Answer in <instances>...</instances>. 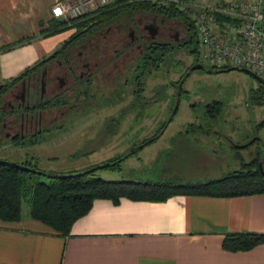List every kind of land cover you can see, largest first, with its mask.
Masks as SVG:
<instances>
[{
  "label": "rangeland",
  "instance_id": "1",
  "mask_svg": "<svg viewBox=\"0 0 264 264\" xmlns=\"http://www.w3.org/2000/svg\"><path fill=\"white\" fill-rule=\"evenodd\" d=\"M109 1L92 0L91 6L95 8ZM190 7L198 9L194 5ZM171 32L182 35L184 27L173 24ZM63 33L55 36L62 37ZM131 55L120 59L107 76V83L112 82L113 75L118 81H129L124 88L127 97L122 102L108 106L103 112L81 115L68 122L65 130L59 129L60 132L38 146L21 149L0 147V159L12 162L30 159L39 168L60 174L81 171L108 158L127 155L133 149L134 153L121 162L119 170L98 169L96 173L108 180L136 181L216 179L239 170L241 162L250 161L258 155L257 151L264 167V125H261L264 124V103L255 105L248 101L250 89L256 87L252 76L236 70L207 72L196 69L183 83L185 91L172 116L177 104L174 105L170 95L173 92L171 85L192 64L191 55L185 49H179L164 59L154 78L145 79V76L138 85L141 95L148 98L150 104L130 110V93L132 88H137L130 81L138 73ZM110 69L109 62L106 70ZM161 87H166L164 93L160 91ZM214 99L222 103L219 119L212 127L206 122L200 124L204 103ZM105 118L106 130L99 135L102 130L100 122ZM169 118L171 120L161 134L159 130ZM198 125L203 127L198 128ZM258 125H261L259 129ZM191 128L193 131H189ZM203 129L208 132H203ZM157 134L156 140L144 144ZM244 144L247 145L238 148ZM81 152H86L85 156L79 154ZM22 210L23 213L28 210L26 204Z\"/></svg>",
  "mask_w": 264,
  "mask_h": 264
},
{
  "label": "crops",
  "instance_id": "2",
  "mask_svg": "<svg viewBox=\"0 0 264 264\" xmlns=\"http://www.w3.org/2000/svg\"><path fill=\"white\" fill-rule=\"evenodd\" d=\"M56 1L0 0V82L66 40L70 31L38 37ZM29 37L34 38L1 49ZM228 232L264 233V194L175 195L165 202L122 198L118 205L96 199L67 238L30 218L27 210L19 221L0 220V264H264V244L224 250Z\"/></svg>",
  "mask_w": 264,
  "mask_h": 264
},
{
  "label": "trees",
  "instance_id": "3",
  "mask_svg": "<svg viewBox=\"0 0 264 264\" xmlns=\"http://www.w3.org/2000/svg\"><path fill=\"white\" fill-rule=\"evenodd\" d=\"M148 11L162 13L168 18L182 21L186 26L188 35L186 42L182 44L172 42L170 44L150 43L147 45L137 69L138 79L145 78L151 63L154 64V70L157 71L164 59L179 49H185L193 57V62L202 63L209 70L230 67L228 65L221 67L206 65L200 59L199 39L193 16L198 12L197 9L193 10L191 7L181 9L173 2L162 4L154 0H112L71 21L51 16L47 22H41L38 37H49L72 29H75V32L71 33L61 46L50 55L28 66L20 74L9 78L6 82L12 84L36 71L43 63L66 48L81 33V29L95 18L106 23L114 17L124 15L131 17L134 13ZM217 16L230 21L228 17L219 14ZM33 38L16 40L2 46L1 49H11ZM263 95V86L251 88L248 101L255 105H262L264 103ZM222 110V103L211 101L203 106L200 120L212 127L214 122L219 119ZM113 125L111 124V126ZM165 125L161 127L159 132ZM201 126L203 127V125H198V128ZM189 131H193V128ZM202 131L208 132L204 129ZM157 136L158 134L149 138L144 144L152 143ZM133 153L134 150L132 149L127 155L108 158L100 162L101 167L99 169L119 170L121 162ZM257 154L250 161L241 162L242 166L239 170L231 171L216 179L194 182L175 179L108 180L96 173L98 169L87 174L50 177L31 172L28 168L42 169L30 159H25L20 163L23 169L0 164V220L3 222L19 221L23 215L22 206L26 204L30 218L46 225L62 238H67L70 236L73 223L90 211L96 199L109 200L112 204L118 205L122 198L132 201L165 202L175 195L231 197L264 194V167L258 151ZM259 163H261V168H259ZM47 173L57 174L54 172ZM72 173L75 172L69 171L60 174ZM261 244H264V233L260 232H228L222 240V248L228 252L247 251Z\"/></svg>",
  "mask_w": 264,
  "mask_h": 264
},
{
  "label": "flooded vegetation",
  "instance_id": "4",
  "mask_svg": "<svg viewBox=\"0 0 264 264\" xmlns=\"http://www.w3.org/2000/svg\"><path fill=\"white\" fill-rule=\"evenodd\" d=\"M173 24H181L184 27L182 35L171 32ZM69 31L70 35L75 29ZM187 35L188 31L182 21L153 11L137 12L131 17L125 15L114 17L106 23L95 18L81 29V33L66 48L43 63L36 71L12 84L0 82V147L21 149L38 146L55 136L62 128L61 131L65 130L68 122H73L81 115L103 112L108 106L122 102L124 97H127L124 88L129 81L127 79L118 81L113 75L112 82L107 83V76L113 71L115 64L124 56L129 57L132 54L136 71L147 45L172 42L182 44L186 42ZM109 62L111 69L107 71L106 66ZM196 63L192 57V64L179 80L171 85L173 92L170 95L173 97L174 105L177 104L172 116L177 111L181 94L185 91L182 88L183 83L192 73V71L187 73V70ZM147 72L145 79L154 78L153 63ZM141 82L143 80L138 79V73L130 81L137 86L132 88L130 93L128 107L130 110L139 105L143 107L150 104V100L143 98L142 92L139 91L138 85ZM255 85L258 88L261 84L256 81ZM165 89L166 87H161L160 91L164 93ZM207 103L209 102L204 105ZM171 118L164 124L167 125ZM202 122L204 121L200 120V124ZM259 126L261 125L257 126L258 129ZM106 127L105 118L100 122L102 130L99 135L105 132ZM79 154L85 156L86 152ZM90 167L92 166L88 168Z\"/></svg>",
  "mask_w": 264,
  "mask_h": 264
},
{
  "label": "built area",
  "instance_id": "5",
  "mask_svg": "<svg viewBox=\"0 0 264 264\" xmlns=\"http://www.w3.org/2000/svg\"><path fill=\"white\" fill-rule=\"evenodd\" d=\"M154 1L173 2L181 9L197 6L194 18L200 59L216 67L247 68L264 80V0ZM91 5L92 0H57L51 12L54 17L71 21L93 10ZM217 14L230 21L218 18Z\"/></svg>",
  "mask_w": 264,
  "mask_h": 264
},
{
  "label": "water",
  "instance_id": "6",
  "mask_svg": "<svg viewBox=\"0 0 264 264\" xmlns=\"http://www.w3.org/2000/svg\"><path fill=\"white\" fill-rule=\"evenodd\" d=\"M196 69H203V70H209L208 68H205V66L202 64V63H196L194 64L193 66H191L188 70H187V73L193 71V70H196ZM232 70H236V71H240V72H244L250 76H252L256 81H258L263 87H264V80L256 75L254 72H252L251 70L247 69V68H243V67H240V66H231L229 68H221V69H214V70H209V71H213V72H225V71H232ZM247 144H244V145H240L238 147H244L246 146ZM0 164L1 165H4V166H8V167H13V168H19V169H23V166L20 164V163H17V162H12V161H7V160H3V159H0ZM101 167V164H98V165H95V166H92L88 169H85V170H82V171H79V172H75V173H72V174H48L47 172L43 171V170H36V169H31V168H28L31 172H34V173H38L40 175H45V176H50V177H53V176H68V175H79V174H87L89 172H92V171H95L96 169H99ZM261 163H259V168H261Z\"/></svg>",
  "mask_w": 264,
  "mask_h": 264
}]
</instances>
